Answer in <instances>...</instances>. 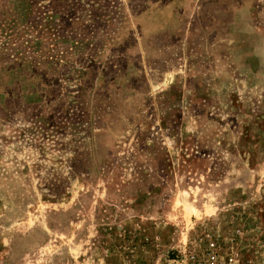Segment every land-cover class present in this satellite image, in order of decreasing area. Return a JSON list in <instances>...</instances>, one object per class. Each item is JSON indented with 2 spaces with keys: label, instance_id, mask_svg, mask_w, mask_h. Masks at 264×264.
<instances>
[{
  "label": "rangeland",
  "instance_id": "rangeland-1",
  "mask_svg": "<svg viewBox=\"0 0 264 264\" xmlns=\"http://www.w3.org/2000/svg\"><path fill=\"white\" fill-rule=\"evenodd\" d=\"M264 264V0H0V264Z\"/></svg>",
  "mask_w": 264,
  "mask_h": 264
},
{
  "label": "built area",
  "instance_id": "built-area-1",
  "mask_svg": "<svg viewBox=\"0 0 264 264\" xmlns=\"http://www.w3.org/2000/svg\"><path fill=\"white\" fill-rule=\"evenodd\" d=\"M172 264H239L237 252L217 239L207 237L201 247H190Z\"/></svg>",
  "mask_w": 264,
  "mask_h": 264
}]
</instances>
